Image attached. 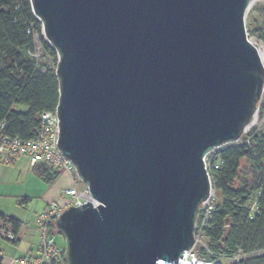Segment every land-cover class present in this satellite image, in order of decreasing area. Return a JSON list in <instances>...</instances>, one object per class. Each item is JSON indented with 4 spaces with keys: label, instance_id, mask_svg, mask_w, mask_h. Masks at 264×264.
Masks as SVG:
<instances>
[{
    "label": "water",
    "instance_id": "1",
    "mask_svg": "<svg viewBox=\"0 0 264 264\" xmlns=\"http://www.w3.org/2000/svg\"><path fill=\"white\" fill-rule=\"evenodd\" d=\"M251 0H29L57 54V145L99 202L54 221L66 264H162L194 244L202 160L264 89Z\"/></svg>",
    "mask_w": 264,
    "mask_h": 264
},
{
    "label": "trees",
    "instance_id": "2",
    "mask_svg": "<svg viewBox=\"0 0 264 264\" xmlns=\"http://www.w3.org/2000/svg\"><path fill=\"white\" fill-rule=\"evenodd\" d=\"M251 32L264 43V10ZM34 34L55 64L56 52L40 36L41 23L32 13L29 0H0V122H4V136L22 141L36 137L40 113L54 111L59 99L56 64L40 70L34 53ZM242 138L239 144L219 152L222 163L210 172L214 206L194 248L197 257L204 261L264 264V133L251 129ZM243 161L251 173L250 179L240 172ZM33 167L46 184L59 173L45 163ZM0 217L6 218L1 214ZM7 219L12 224L15 243L21 222ZM1 261L2 258L0 264Z\"/></svg>",
    "mask_w": 264,
    "mask_h": 264
},
{
    "label": "built area",
    "instance_id": "3",
    "mask_svg": "<svg viewBox=\"0 0 264 264\" xmlns=\"http://www.w3.org/2000/svg\"><path fill=\"white\" fill-rule=\"evenodd\" d=\"M255 115V114H254ZM4 122H0V156L7 159L10 156H23L31 166L39 163L51 165L58 170L65 171L70 178V185L64 189V197L60 201H51L37 216V232L39 235L38 250L35 254L23 258H8L7 264H66L64 249L55 243L56 230L53 227L55 219L61 211L69 206H81L90 202L93 207L99 204L86 186L79 187L76 182L79 178L71 161L60 151L58 140V118L56 111H46L39 115V126L36 137L30 141H22L16 137L9 138L2 134ZM246 129V128H245ZM244 129V131H245ZM239 139L214 146L202 157L207 171L210 187L207 198L202 201L197 209L194 229V244L191 248L183 250L174 261H162V264H220L201 260L194 253L195 245L199 242L202 227L206 224L209 214L214 206V188L210 172L217 168L222 160L219 152L229 145L239 144ZM80 181V180H79ZM0 240L13 242L15 233L12 224L7 218L0 217ZM0 258L4 259L0 250ZM235 261L237 259L235 258Z\"/></svg>",
    "mask_w": 264,
    "mask_h": 264
},
{
    "label": "rangeland",
    "instance_id": "4",
    "mask_svg": "<svg viewBox=\"0 0 264 264\" xmlns=\"http://www.w3.org/2000/svg\"><path fill=\"white\" fill-rule=\"evenodd\" d=\"M263 10L264 0H251L245 12V27L249 39L264 55V43L257 37L254 32H251V30H253L255 26H257L261 21ZM40 36H42L44 41L49 45L48 41L43 36L42 30ZM33 38L35 58L38 60V67L40 68V70H44V66L54 67L56 63L54 64L52 62L51 57L44 49L38 36L34 34ZM262 107H264V89L257 104L255 115L239 138L240 142L243 139L242 136L249 132L251 129H254L257 133H264V111H262ZM17 108L24 110V107L19 106ZM240 172L242 173V176L244 175L248 179H250L251 173L247 169L246 163L244 161L241 163ZM6 178L7 179L4 181L5 183L0 184V209H2L1 211H4L3 213L5 215L17 218L22 221V231L24 232L22 240L24 243H22V245L16 246L11 244V242L0 240V244L9 249L6 252H2L4 259L17 258L26 253L28 248L25 242H30L31 239L33 240L34 245H36V241H38L39 244V235L37 238V233L35 234L34 232H36L35 226L37 228L36 215L40 213L43 206L40 197V193L42 191L41 187L43 188L46 184L32 173L31 168H29L28 171L24 169L21 170V174H18V172L14 174H7ZM34 182H39V186L37 187ZM80 182V186H78L84 187V183L82 181ZM28 192H30L33 196L24 198V196L21 195V193ZM24 199H27V201L24 202ZM55 243L62 249H64L66 246L63 236L57 232L55 234ZM222 262L224 264L229 263V261L227 262L225 260H223Z\"/></svg>",
    "mask_w": 264,
    "mask_h": 264
},
{
    "label": "crops",
    "instance_id": "5",
    "mask_svg": "<svg viewBox=\"0 0 264 264\" xmlns=\"http://www.w3.org/2000/svg\"><path fill=\"white\" fill-rule=\"evenodd\" d=\"M29 168H31L32 173L39 178L38 174L34 170V167L28 163V161L25 157L17 155V156H10L7 159H5V158H2L0 156V184L5 183L4 181L7 179L6 178L7 174H14L17 172H18V174H21V170L24 169V170L28 171ZM58 172H59L58 176L50 184H45V186L43 188L41 187L42 191L40 193V197H41V201H42L43 206H42L40 213L47 207L49 202L62 200V198L64 197V194H63L64 189L70 185V178H69L68 174L62 170H58ZM34 183L37 185V187L39 186V182H34ZM80 183L81 182L77 181L76 182L77 186L78 185L80 186ZM24 194H26V195H24ZM21 195H23L24 198H29L30 196H33V195H31L30 192L21 193ZM23 201L26 202L27 199H24ZM1 210L2 209H0L1 215L5 216L6 218H13V217H9V216L5 215L3 213L4 211H1ZM39 214H37L36 217ZM15 219H17V218H15ZM19 221L21 222V226H20L19 231L16 235L17 240L15 243H13V242L11 243V244L16 245V246L22 245V243H24L22 240L23 234H24V232L22 231L23 223L21 220H19ZM35 231L36 232H34V233L35 234L37 233L36 235L38 238V232H37L36 226H35ZM25 244L27 245L28 250L26 251V253H24L23 255H21L17 258H23L26 256H30V255H33L37 252L38 241H36V245H34L33 240L31 239L30 242L27 241V242H25ZM32 245H33V247H32ZM0 250H1V252H6L9 249L6 248L4 245L0 244ZM1 264H7L6 259H2Z\"/></svg>",
    "mask_w": 264,
    "mask_h": 264
},
{
    "label": "bare ground",
    "instance_id": "6",
    "mask_svg": "<svg viewBox=\"0 0 264 264\" xmlns=\"http://www.w3.org/2000/svg\"><path fill=\"white\" fill-rule=\"evenodd\" d=\"M252 42V41H251ZM253 43V42H252ZM255 45V44H254ZM258 49V48H257ZM259 55H260V58H261V62L263 63V66H264V55L261 53V51H259Z\"/></svg>",
    "mask_w": 264,
    "mask_h": 264
}]
</instances>
